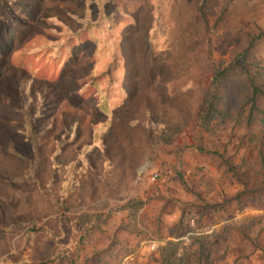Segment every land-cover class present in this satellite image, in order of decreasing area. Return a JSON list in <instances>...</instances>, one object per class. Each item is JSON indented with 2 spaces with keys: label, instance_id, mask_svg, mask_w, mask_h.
I'll list each match as a JSON object with an SVG mask.
<instances>
[{
  "label": "rangeland",
  "instance_id": "rangeland-1",
  "mask_svg": "<svg viewBox=\"0 0 264 264\" xmlns=\"http://www.w3.org/2000/svg\"><path fill=\"white\" fill-rule=\"evenodd\" d=\"M223 8L210 34L198 0H0V264H264V188L193 147L213 62L264 29V0ZM203 136L261 184L264 125Z\"/></svg>",
  "mask_w": 264,
  "mask_h": 264
},
{
  "label": "trees",
  "instance_id": "trees-1",
  "mask_svg": "<svg viewBox=\"0 0 264 264\" xmlns=\"http://www.w3.org/2000/svg\"><path fill=\"white\" fill-rule=\"evenodd\" d=\"M207 3L208 0H198L199 12L210 34H216L224 22L227 8H223L214 21L210 22L207 17ZM262 41H264V29L256 26V32L246 33L245 43L231 51L228 58L213 62L210 83L202 99L196 123L197 136L193 147L201 153L218 158L219 166L222 164L225 166L223 172L242 184L240 195H257L260 188H264V147L259 144L256 148L261 184L257 185L254 182L251 185L247 175L239 171L230 162L229 157L217 150L206 148L203 133L209 130L216 119L224 124H238L246 131L252 130L255 125H264V51H260ZM67 187L69 188L70 185L66 184L65 189ZM64 203L63 197L58 202V206L61 205L63 209ZM143 204L142 200H129L124 208L135 210ZM83 217V224H90L92 228L102 219L101 214H85ZM30 221L34 222L32 218ZM81 227L82 223L79 228ZM89 232L90 230L87 229L79 236L80 243L85 242L84 238ZM59 256L47 257L41 261L20 258L10 260L6 257L1 264H59Z\"/></svg>",
  "mask_w": 264,
  "mask_h": 264
},
{
  "label": "built area",
  "instance_id": "built-area-1",
  "mask_svg": "<svg viewBox=\"0 0 264 264\" xmlns=\"http://www.w3.org/2000/svg\"><path fill=\"white\" fill-rule=\"evenodd\" d=\"M155 177H156V174L154 173V174L151 175L150 178H151V179H154Z\"/></svg>",
  "mask_w": 264,
  "mask_h": 264
}]
</instances>
